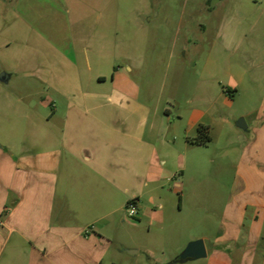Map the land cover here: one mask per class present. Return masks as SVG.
Returning a JSON list of instances; mask_svg holds the SVG:
<instances>
[{
	"label": "crops",
	"instance_id": "1",
	"mask_svg": "<svg viewBox=\"0 0 264 264\" xmlns=\"http://www.w3.org/2000/svg\"><path fill=\"white\" fill-rule=\"evenodd\" d=\"M155 2L0 0V264H176L197 239L191 264H264V30L237 39L228 14L205 65L170 74L147 65ZM245 90L260 97L231 121ZM228 164L243 187L225 204L188 179Z\"/></svg>",
	"mask_w": 264,
	"mask_h": 264
},
{
	"label": "rangeland",
	"instance_id": "2",
	"mask_svg": "<svg viewBox=\"0 0 264 264\" xmlns=\"http://www.w3.org/2000/svg\"><path fill=\"white\" fill-rule=\"evenodd\" d=\"M228 14L230 16L229 22L237 27L238 31L234 33L237 39L247 40L252 32L258 28L264 30V0H156L155 15L151 19V30L149 33L147 49V63L149 62V64L147 65L150 66L153 55H158L160 68L164 70L169 66L170 69L168 71L171 74L176 56L180 55L187 64L191 65L193 61H196L198 68L201 69L210 54L213 40H216L215 27L218 26L221 19H226ZM201 23H206L208 26L205 33L198 29ZM187 39L191 40V45L189 44V52L184 53L182 44ZM193 42H201L202 48H194ZM174 44H176L175 48H173ZM194 72L193 70L185 72L184 84L181 85L177 95V99L181 103L185 102L187 98V95H184L185 92L193 87L195 81ZM259 97L257 94L255 98L259 99ZM255 98L253 97L252 101L248 91L245 90L232 107L231 121L239 118L246 120V110L253 104ZM225 109L227 110V108ZM226 163L228 162L225 161ZM194 175L197 176V179L208 180L206 198L209 200L211 198L210 185L212 181L218 185L222 194V204H225L237 193V188L240 190L243 187L242 180L238 178L231 164L225 165L224 173L221 177L213 176L211 169H208V174L201 177L199 171L197 172L194 167L189 165L187 171L188 179L195 177ZM185 207V214L191 223L194 224L196 218L195 210L188 203H185ZM212 212L216 216L220 214L219 208L218 210H212L209 207L207 214L210 216ZM201 213L203 215L204 211L202 210ZM202 260H191L176 264H191Z\"/></svg>",
	"mask_w": 264,
	"mask_h": 264
},
{
	"label": "water",
	"instance_id": "3",
	"mask_svg": "<svg viewBox=\"0 0 264 264\" xmlns=\"http://www.w3.org/2000/svg\"><path fill=\"white\" fill-rule=\"evenodd\" d=\"M1 79V78H0ZM240 127H245L246 123L240 119L237 123ZM206 256L205 244L202 239L190 241L180 255L176 258L175 262L183 263L189 260H195Z\"/></svg>",
	"mask_w": 264,
	"mask_h": 264
},
{
	"label": "trees",
	"instance_id": "4",
	"mask_svg": "<svg viewBox=\"0 0 264 264\" xmlns=\"http://www.w3.org/2000/svg\"><path fill=\"white\" fill-rule=\"evenodd\" d=\"M198 136L192 139V142L197 144H205L210 141L209 128L206 125H199L198 127Z\"/></svg>",
	"mask_w": 264,
	"mask_h": 264
},
{
	"label": "built area",
	"instance_id": "5",
	"mask_svg": "<svg viewBox=\"0 0 264 264\" xmlns=\"http://www.w3.org/2000/svg\"><path fill=\"white\" fill-rule=\"evenodd\" d=\"M137 203L138 200L136 198H133L126 203L125 210L129 216H137Z\"/></svg>",
	"mask_w": 264,
	"mask_h": 264
}]
</instances>
